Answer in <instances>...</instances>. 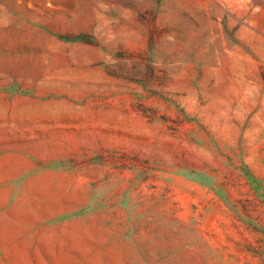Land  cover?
<instances>
[{
    "label": "rangeland",
    "instance_id": "obj_1",
    "mask_svg": "<svg viewBox=\"0 0 264 264\" xmlns=\"http://www.w3.org/2000/svg\"><path fill=\"white\" fill-rule=\"evenodd\" d=\"M0 264H264V0H0Z\"/></svg>",
    "mask_w": 264,
    "mask_h": 264
}]
</instances>
